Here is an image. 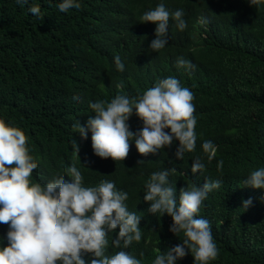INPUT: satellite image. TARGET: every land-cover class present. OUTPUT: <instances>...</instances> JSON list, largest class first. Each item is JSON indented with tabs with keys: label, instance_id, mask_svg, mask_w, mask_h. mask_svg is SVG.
<instances>
[{
	"label": "trees",
	"instance_id": "1",
	"mask_svg": "<svg viewBox=\"0 0 264 264\" xmlns=\"http://www.w3.org/2000/svg\"><path fill=\"white\" fill-rule=\"evenodd\" d=\"M60 2L29 0L21 7L16 0H0V119L27 137L37 163L30 181L46 185L75 165L85 187L114 182L117 190L128 193V210L141 217V241L123 250L141 264H153L157 249L163 253L183 237L169 231L167 214L148 212L144 192L151 174L175 168L169 182L178 185V195L182 188L219 179L221 187L208 194L197 216L209 221L219 249L210 264H264V190L243 184L253 170L264 167V0L256 6L248 0H79L81 8L67 13L59 11ZM160 3L172 12L183 9L187 27L180 31L170 23V42L153 52L149 45L155 33L148 31L156 25L140 18ZM33 5L40 7V16L28 11ZM201 17L221 24L215 39L192 40L191 30ZM117 55L123 72L116 69ZM178 57L195 64V70L177 69ZM167 77L194 93L197 143L183 160L175 159L178 141L145 157L134 140L124 161L101 159L93 152L91 132L81 139L73 129L75 121L83 126L94 117L90 102L142 95ZM74 95L79 99L73 100ZM127 123L133 132L143 127L135 112ZM73 139L78 156L73 155ZM205 140L217 147L211 162L201 147ZM197 156L205 171L192 174ZM138 160L145 163L138 165ZM249 198L252 205L242 209ZM8 230L0 224V249L8 246ZM118 233L117 227L108 234V254L121 250L112 246ZM91 258L84 255L89 264ZM176 264H194L191 253Z\"/></svg>",
	"mask_w": 264,
	"mask_h": 264
},
{
	"label": "clouds",
	"instance_id": "2",
	"mask_svg": "<svg viewBox=\"0 0 264 264\" xmlns=\"http://www.w3.org/2000/svg\"><path fill=\"white\" fill-rule=\"evenodd\" d=\"M248 2L250 6H256L260 0ZM16 3L23 7L29 0H16ZM58 8L67 13L70 9H80L81 4L79 0H61ZM28 11L35 16L41 14L36 5ZM140 19L141 23L156 25L154 31H148L155 33V39L149 45L153 52H159L170 42L171 38H167L170 23L180 31L187 27L183 9L172 12L164 3L145 12ZM195 22L192 40L209 36L215 39V33L221 27L219 23H208L204 17ZM114 63L117 71H124L125 65L119 55L114 57ZM175 66L186 71L196 68L184 57H178ZM78 99L77 95L73 96V100ZM193 100L191 89L182 86L177 78L167 77L142 95L118 94L110 101L90 102L94 117L90 116L83 126L75 121L72 127L81 139H87L91 132L93 152L101 159L124 161L134 140L138 153L145 157L178 141L175 159L183 160L186 153L196 149L197 118ZM133 112L143 123L137 132L131 131L127 123ZM71 144L73 155L78 156V143L73 139ZM201 147L211 162L216 155V145L205 140ZM144 163V160L137 161L138 165ZM205 167L197 156L192 160L191 172L202 173ZM222 167L221 160L217 170ZM36 168L25 133L0 119V224L9 228L8 246L0 249V264H89L84 259L85 254L92 255L90 264H141L140 259L123 250L142 239L141 217L132 212V208L128 210L127 192L117 190L115 183L108 180H102L94 187L83 186V176L75 165L66 168L67 175H59L42 186L30 181ZM175 171L171 168L153 172L145 184L144 201L150 202L148 212L167 214L172 220L169 231L183 237L180 243L163 253L157 249L160 254L156 255L153 264H176L189 253L194 264H210L217 259L219 249L209 221L197 216L208 194L219 189L222 181L206 180L202 186L193 184L190 188H182L178 195V185L169 182V175ZM65 176L71 178L70 182L64 179ZM243 184L264 190V167L253 170ZM261 199L264 200V196ZM252 203L251 198L244 200L242 209L247 210ZM117 227L119 233L112 240V246L121 250L108 254V234ZM143 255L141 252L140 256Z\"/></svg>",
	"mask_w": 264,
	"mask_h": 264
}]
</instances>
